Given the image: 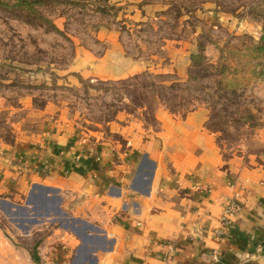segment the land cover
I'll list each match as a JSON object with an SVG mask.
<instances>
[{
    "label": "rangeland",
    "instance_id": "1",
    "mask_svg": "<svg viewBox=\"0 0 264 264\" xmlns=\"http://www.w3.org/2000/svg\"><path fill=\"white\" fill-rule=\"evenodd\" d=\"M263 36L264 0H48L32 10L0 6V150L43 135L46 107L65 111L82 132L113 139L118 136L110 134L109 124L117 120L157 130L159 107L182 117L201 108L225 160L264 170ZM110 47L121 48L147 70L114 81L71 70L84 53L99 59ZM178 62L186 66L183 80ZM85 228L59 210L56 195L45 197L38 186L20 197L0 194V253L6 255L0 264H10V249H28L41 264L38 252L54 245L49 237L55 230L79 235L76 255L82 257L85 244L102 245L87 237ZM14 259L21 264L20 257Z\"/></svg>",
    "mask_w": 264,
    "mask_h": 264
},
{
    "label": "crops",
    "instance_id": "2",
    "mask_svg": "<svg viewBox=\"0 0 264 264\" xmlns=\"http://www.w3.org/2000/svg\"><path fill=\"white\" fill-rule=\"evenodd\" d=\"M177 67L183 80L186 66ZM71 70L114 81L147 68L110 47L99 59L84 53ZM43 113V135L0 150V194L20 197L38 186L102 245L85 244L80 257L79 235L55 230L54 245L38 252L41 264H216L214 252L225 264H264V170L223 158L204 109L182 117L159 107L157 130L117 120L109 124L117 139L80 131L61 109ZM233 201L241 211L220 236L223 210ZM29 251L10 249V264L17 256L36 264Z\"/></svg>",
    "mask_w": 264,
    "mask_h": 264
},
{
    "label": "built area",
    "instance_id": "3",
    "mask_svg": "<svg viewBox=\"0 0 264 264\" xmlns=\"http://www.w3.org/2000/svg\"><path fill=\"white\" fill-rule=\"evenodd\" d=\"M241 211V206L239 203L233 201L230 202L223 210V214L221 216V228L219 230V235H226V231L230 228L233 223L234 218ZM213 262L216 264H225L222 262L221 256L218 252L213 253Z\"/></svg>",
    "mask_w": 264,
    "mask_h": 264
},
{
    "label": "trees",
    "instance_id": "4",
    "mask_svg": "<svg viewBox=\"0 0 264 264\" xmlns=\"http://www.w3.org/2000/svg\"><path fill=\"white\" fill-rule=\"evenodd\" d=\"M14 1L16 2H13V4L11 5L8 0H0V6L11 7V8L23 7L27 10H32L34 9L35 6L42 5L46 3L48 0H14ZM259 51L264 53V36L262 37L261 42L259 43ZM192 110H194V108H190L186 110L185 114H188ZM173 113L175 114V112Z\"/></svg>",
    "mask_w": 264,
    "mask_h": 264
}]
</instances>
